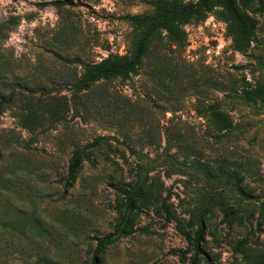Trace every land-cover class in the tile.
Returning a JSON list of instances; mask_svg holds the SVG:
<instances>
[{
    "label": "rangeland",
    "instance_id": "1",
    "mask_svg": "<svg viewBox=\"0 0 264 264\" xmlns=\"http://www.w3.org/2000/svg\"><path fill=\"white\" fill-rule=\"evenodd\" d=\"M52 1L0 0V22L18 18L6 42L17 74L68 106L35 140L13 111L0 118V264H90L123 214L117 189L128 187L141 189L132 233L99 264H188L191 251L184 261L177 252L200 224L198 264H264V17L236 4L234 13L175 23L156 34L157 52L136 72L99 80L75 111L72 85L84 66L130 56L139 31L125 18L152 13V0H74L61 15L38 8ZM68 24L81 50L64 64L51 43ZM240 24L245 37L234 44ZM242 92L254 96L245 103ZM98 139L66 187L73 150Z\"/></svg>",
    "mask_w": 264,
    "mask_h": 264
},
{
    "label": "trees",
    "instance_id": "2",
    "mask_svg": "<svg viewBox=\"0 0 264 264\" xmlns=\"http://www.w3.org/2000/svg\"><path fill=\"white\" fill-rule=\"evenodd\" d=\"M73 1L55 0L39 4L38 8L52 7L61 15L67 7L73 5ZM236 4L245 11L252 10V6L254 5L255 9H253V12L264 17V0H198L195 3H184L179 0H152V13L142 16L126 17L125 20L135 30L139 31V38L133 53L130 56L109 57L103 63L84 66L83 74L72 85V104L75 111L83 105L84 99L87 98L86 91L96 82L112 76L134 73L141 67L144 60L153 57L155 55L154 52L157 51L155 47L151 48L152 42L156 34L160 31L167 30L171 25L178 22H188L191 20L203 22L207 18V14L215 9H222L234 13L236 11ZM17 25V17H10L8 20L0 22V118L6 111H13V118L17 125L30 139L35 140L48 130L53 129L55 125L63 122L68 113V106L64 98L52 96L44 86L30 88L21 75L17 74L15 61L6 48L9 35ZM234 32L233 42L237 44L239 39L242 41V37H245L244 33H246V28L243 24H240ZM80 38L79 30L75 29L72 25H66L62 30V36L59 39H54L51 43V53L54 58L64 64H69L70 58L68 53L73 48L79 46ZM80 48L78 47V50H81ZM160 57L157 54L155 59L157 58L156 60L160 62L162 60ZM72 61L81 63L79 57H74ZM219 87L221 92H226V86L220 85ZM241 94L242 97L239 98L245 103H248L251 100V96H254L253 93L249 92H242ZM257 99L264 100L262 97ZM211 110H214V108H211ZM215 125L218 130L224 127L227 130L229 129L226 126H219L217 123ZM8 137L13 139L18 145L23 143L14 136ZM101 141V139L94 140L82 148H75L73 150L65 178L66 187L75 181L83 161L90 160V154L97 148ZM128 188V191L117 189L125 200L123 214L119 218L113 232L98 242L90 264H99V256L107 248L120 239L131 235L132 213L134 211L135 201L140 197L141 189ZM261 216H264V204L261 206ZM30 221L41 233L45 231V228L39 220L32 217ZM202 234L203 229L200 224L192 238H188L189 248L184 252H177L180 254L182 261L185 260L187 252L191 251L192 255L189 258L188 264H198L199 257L202 255Z\"/></svg>",
    "mask_w": 264,
    "mask_h": 264
}]
</instances>
